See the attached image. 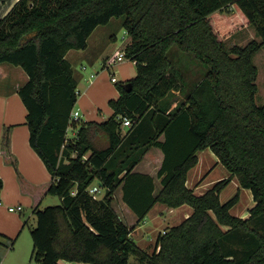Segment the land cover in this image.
Returning <instances> with one entry per match:
<instances>
[{
  "label": "trees",
  "instance_id": "trees-1",
  "mask_svg": "<svg viewBox=\"0 0 264 264\" xmlns=\"http://www.w3.org/2000/svg\"><path fill=\"white\" fill-rule=\"evenodd\" d=\"M116 17L128 36L114 56L123 51L136 62L132 90L120 85V97L110 101L114 114L105 122H71L79 80L66 55L87 49L93 31ZM236 18L242 20L238 28L254 26L261 41L227 49L230 33L223 28ZM262 47L264 0H18L0 18V64L21 66L29 76L19 89L29 141L52 175L47 182L28 181L11 148L12 127L4 128L1 154L33 199L31 259L129 264L135 255L142 264H264V234L252 226L264 224V105L256 102L254 62ZM124 117L132 125L123 136ZM70 125H80L73 139L67 137ZM98 131L107 137L106 147L93 143ZM151 147L165 155L157 195L152 176L133 172ZM207 148L239 177L241 188L251 190L256 204L248 218L231 212L239 192L221 201L231 176L203 194L187 185L198 152ZM94 182L106 189L101 199L89 190ZM121 185L139 219L157 202L188 204L193 213L161 233L148 254L132 238L136 226L113 207ZM2 187L0 177V192ZM49 194L61 203L42 208Z\"/></svg>",
  "mask_w": 264,
  "mask_h": 264
},
{
  "label": "crops",
  "instance_id": "crops-1",
  "mask_svg": "<svg viewBox=\"0 0 264 264\" xmlns=\"http://www.w3.org/2000/svg\"><path fill=\"white\" fill-rule=\"evenodd\" d=\"M18 0H0V18L4 17L7 15L10 10L13 8V6L17 3ZM99 27V26H98ZM98 27L93 31V33L90 35L88 39V47L87 49H84L82 52H77L74 51V49L70 50L66 57L68 58L69 55H80V57L86 58L89 62L95 64V62L99 61L101 65V69H108L110 68H105V64L109 63L111 59H109L111 56H114V54L117 52L116 47H113L112 41L116 42L117 40V35L112 34L111 37L107 36L105 34L103 36V41L100 40L99 36L96 33ZM95 35V36H94ZM128 60H131L127 58ZM69 60V59H68ZM70 61V60H69ZM125 61V60H124ZM119 62L117 65H120V67L115 71L111 72L117 73L119 72L124 79L130 78L128 81H130L133 77L137 75V66L136 69L133 68V66L129 63V71L128 73L126 72V68H124L125 62ZM133 61V60H132ZM136 65V62L133 61ZM116 65V66H117ZM84 64L81 66L83 67ZM113 67V66H112ZM136 70V71H134ZM135 74V75H134ZM99 75V71H97V75L94 77H91L89 80V87L87 86L85 91L81 93L79 90V95L80 98L78 97V106L77 109L82 110L83 114L82 116H86L88 119L85 121H91V122H97V123H102L105 122L107 119H109L113 114H114V109L111 107L109 109L107 105L105 104V101L109 100L108 103L110 105V101L112 99H117L120 97V94L116 92L114 87L110 86V91L109 93L104 97L103 100H91L89 97V93L91 94L93 89L92 87L96 84L93 81L97 80V77ZM132 76V77H131ZM99 78V77H98ZM80 79V76H79ZM78 79V80H79ZM29 80V76L27 72L21 67L14 65L9 62H3L0 64V177L3 180V187L0 192V264H25V255L22 256L23 259L20 260H15L13 257L15 256V253L17 252V249H15V243L13 240H15V237L17 236L21 226L23 227L24 222L22 220V217L20 214H23L21 211H25L24 203L29 204L30 207L32 208L33 212V199L32 196L28 193H24L20 187V183L18 182L17 179V171L16 168L7 163L4 160V157L1 154V141H2V134L4 131V128L11 126L12 127V137H11V148L14 154H16L18 158V169L19 171L24 175V177L32 182V183H43L50 181L52 178V175L48 168L46 167L44 161L40 157V155L33 149V147L30 145V130L27 124V108L22 100L20 94H19V89ZM111 80V78H110ZM128 81H121V79H118V82L115 83L117 84V87L125 84ZM94 84H93V83ZM112 82V81H111ZM114 83V82H113ZM121 83V84H119ZM79 84V83H78ZM93 84V86H91ZM91 87V88H90ZM95 91L97 89L96 86H94ZM89 90V91H88ZM119 91L121 93L120 87ZM177 95H180L179 92H177ZM181 96V95H180ZM94 104H96L101 111L102 114H108L106 118H100L99 115L97 114V111L94 107ZM177 105L176 102L173 103L172 108H174ZM79 110V111H80ZM106 110V113H105ZM109 112V113H107ZM82 113V112H81ZM103 115V116H104ZM126 126L122 125V134L123 136L126 134L127 129L125 128ZM77 133V132H76ZM75 133V134H76ZM102 136L103 139L105 138L108 144L107 137L105 134L101 132H96L95 135H93V140L94 141V136L96 137ZM69 138V137H68ZM161 140L164 139V136L162 135L160 137ZM94 143V142H93ZM95 144V143H94ZM153 149H155V156L156 158H153L154 152H151ZM212 153L215 155V153L212 151ZM216 156V155H215ZM164 152L159 148V147H151L140 159V161L136 164V166L133 169V172H138L142 174H148L154 178L155 182V191L154 194L157 195L163 188L162 183H161V178L158 177V171L161 168L163 161H164ZM217 157V156H216ZM152 160L150 163L147 165H150V168L147 170L141 169L143 166V162L145 163L146 160ZM218 162L219 158L217 157ZM149 162V161H148ZM221 163V162H220ZM154 166V168H153ZM197 166V165H196ZM196 166H194L192 169H194ZM153 168V169H152ZM192 169L189 171L188 175L192 171ZM232 179H234V175H230ZM195 180H192V183H189V179H187V185L194 189L196 194H203L207 189L210 187L206 188L203 186V180L204 178L199 179V177L195 176ZM247 189V188H243ZM250 190V189H248ZM251 191V190H250ZM120 192V199H121V204H122V210L124 212L125 216H121V218L124 220V222L131 227L132 225L141 222L143 219H139L138 215L130 208V206L124 201L123 199V190H122V185L116 190L115 195ZM100 197L102 198L105 193L106 189L101 188L98 192ZM114 195V198H115ZM253 196V195H252ZM47 197V195L43 198L42 202L44 199ZM254 201V200H253ZM41 202V205H42ZM114 202V201H113ZM254 201V205H255ZM21 205L22 209L17 211V210H10L11 207H17ZM159 205V206H158ZM252 205L251 208L254 206ZM156 206L158 209L160 207L165 208L164 211H156V215H154V218L152 219L153 221L158 220L157 216L163 217L162 220L164 221H171L176 219V217L173 219L171 218V214L175 215L177 212L179 213V209L183 208V214L179 215L178 214V220L176 223L172 224L171 226H167V230L170 229L173 226H177L181 224L185 219H187L191 214L193 213V208L188 205L184 204L182 206H179L177 208H169L166 205L162 203H155L153 207ZM152 207V208H153ZM150 209V211L152 210ZM149 211V212H150ZM30 213V215L32 214ZM148 212V213H149ZM147 213V214H148ZM29 215V216H30ZM147 216V215H146ZM146 216L144 218H146ZM240 216V215H239ZM241 217L243 218H248L249 215L243 214ZM129 219V220H128ZM131 220V221H130ZM177 220V219H176ZM23 222V224H22ZM140 226L136 229L138 230ZM224 229H227V227L224 226ZM164 229H162L163 231ZM161 231V232H162ZM160 233V231H159ZM161 234V233H160ZM157 239L158 236L154 239L155 242V248L157 245ZM136 242V241H135ZM14 244V246H13ZM17 244V240H16ZM138 245V244H137ZM141 248V247H140ZM12 254V258H10V255ZM18 254H20L18 252ZM14 255V256H13ZM59 264H94V263H86V262H77V261H69L66 259H61L59 260Z\"/></svg>",
  "mask_w": 264,
  "mask_h": 264
},
{
  "label": "rangeland",
  "instance_id": "rangeland-1",
  "mask_svg": "<svg viewBox=\"0 0 264 264\" xmlns=\"http://www.w3.org/2000/svg\"><path fill=\"white\" fill-rule=\"evenodd\" d=\"M241 21L242 20L240 18H236L233 21V23L230 25V27L223 28L225 32L230 33L225 39L227 49H231L235 45L245 46L251 40H254V39L261 41V37L257 35L256 29L254 26L247 24L241 28L240 27L238 28ZM121 24H122V18H117V17L113 18L111 22L108 23L107 25H100L95 34L99 36L101 41H103V36L107 33H108L107 36H110V37L113 33L116 34L117 40L116 42L112 41V44H113V47H116V49L118 50L121 48V46L123 45L124 41L126 40L128 36L125 29L121 26ZM74 51L82 52L84 50L74 49ZM67 59H69L70 62L72 63L77 79H79V76H80L79 84H78V91L80 90L81 93H83L86 87L89 85V82L87 80L91 78L90 77L91 74L99 71V75H98L99 78L97 77V80L93 81L94 83L96 82L94 86H96L97 89L93 91L95 87L93 86L94 83L92 82L93 84H91V86H93L92 87L93 89H91L92 92L91 94L89 93L88 98H90L91 100H94V99L103 100L104 97L109 93L110 86L111 87L113 86L116 92L121 95L119 91L120 86L117 87V84L111 82L110 80L111 72H113L114 70L116 71L120 67V65L113 66L110 68V70H108V69H101V65L99 61L93 64L89 62L86 58L80 57V55L72 54V55H69ZM124 62L126 64L124 65V68H126L127 73L130 70L128 67L129 63L133 66V68L136 69V65L132 60L126 59ZM254 62L259 69L258 78L256 80V83L258 85V92L256 94V102L259 105H264V47H262L258 51V53H256V55L254 56ZM83 64L86 67V69H82L81 66ZM184 67L186 69H190L191 68L190 62H186ZM116 76L118 77L119 80L121 79V81H128L130 79V78L124 79L123 77H121L122 75L119 72L116 73ZM78 97L80 98V95H78ZM108 101L109 100L105 101V104L107 105L109 109H111L112 106L109 105ZM78 103L79 102L77 101L75 105V109H77L78 106L80 107ZM94 107L97 111V114L99 115V119L107 117L108 114H105V115L102 114L101 113L102 110L100 111L96 104H94ZM80 112H82L83 114L82 110H80ZM105 113H106V110H105ZM148 118L149 116H147V119ZM87 119L88 118L86 116L84 115L82 116V120H87ZM79 128H80V125L69 128L67 131V137L73 139L76 135L75 133L79 130ZM125 128L128 129V127H125ZM93 134L95 135L96 133L94 132ZM93 142L95 143V146L100 147V148L107 146V141L105 138L103 139L102 136L100 137H98L97 135L96 137L94 136ZM151 152H154L153 158L155 159L156 158L155 149H153ZM198 157H199V161H198L197 166L194 169H192V171L188 175L189 183H192V180H195L196 178L195 176L199 177V179L204 178L206 176L205 179L203 180V186L208 188L214 185L216 182L232 175L230 171L222 163L218 162L217 157L212 153V150L210 148L199 151ZM116 161L118 160L116 159ZM151 161L152 160L147 159L145 163L143 162V166L141 167V169L143 170L149 169L150 165H147V164L150 163ZM234 176H235L234 179H232L229 185L222 191L220 195L221 201L226 202L229 199H231L237 192H239V201L231 209V212L234 215H237V216L240 215V217L243 214L250 216L249 210L251 209V206L254 205L252 192L248 189L241 188L239 177L237 175H234ZM97 185L98 183L94 182L92 187L97 186ZM100 195L101 194H99L98 192L95 194L96 197H100ZM119 195H120V192L115 195L113 207L115 208V210L120 216L123 215L126 217V215L124 214L122 210L123 207H122L121 199ZM60 203H61V199L59 196L49 194L42 202L41 207L45 208V207H48L51 205H57ZM23 205L25 207V211H21L22 213L23 212L24 213L20 215L22 217L23 222L27 221V224L23 227L21 226L17 236L15 237V240H13L15 243V249H17V252L15 253V256L13 255L14 256L13 258L17 261L18 260L21 261V259L23 258L20 255L23 254V256L25 255V260H24L26 261L25 264H37L34 260L31 259V254L33 250V239L31 235V228L35 225L36 219L33 214L30 215V213L32 212V208L30 207V205L25 204V203ZM182 209L183 208H181V210L179 209V213L177 212L175 215L173 214L170 215L171 218L173 217L174 219L176 217L177 220L174 219L171 221H164L162 220L163 217L157 216L158 220L153 221L152 219L154 218V215H156V211L158 212V210L159 211L165 210V208L163 207H160L158 209V207L154 206L152 210L147 214L146 218H143L141 222L136 223L131 226V227L136 226L132 233V238L136 241L138 246L141 247L145 252H147L148 254L153 253L155 250V242H156L154 239L157 236H159L160 233H164L165 231H167V228H166L167 226H171L177 221H180L178 219H180L181 217L178 218L177 216L178 214L179 215L183 214ZM258 225L257 223H252L253 227L257 228L264 234V224L262 226L261 225L258 226ZM139 226L140 228L136 230ZM162 229L164 230L162 231ZM16 240H17V244H16ZM18 252L20 254H18ZM10 258H12V254L10 255ZM140 261L141 259L139 256L131 255L129 264H142Z\"/></svg>",
  "mask_w": 264,
  "mask_h": 264
},
{
  "label": "built area",
  "instance_id": "built-area-1",
  "mask_svg": "<svg viewBox=\"0 0 264 264\" xmlns=\"http://www.w3.org/2000/svg\"><path fill=\"white\" fill-rule=\"evenodd\" d=\"M126 59H127V56L125 55V52H123V51L118 52V53H117V54L111 59V61H110L107 65L105 64V68H111L112 66H116L119 62H122V61H124V60H126ZM82 69H86V67L83 66ZM95 75H97V72H96V73H92V74H91V77H94ZM111 81L114 82V83H117V82H118V77L116 76L115 73H113V74L111 73ZM80 120H82V113H81L78 109H74V110L72 111V113H71L70 121H71V122H78V121H80ZM122 125H123V126H126V127H130V126L132 125V122H131V120H130L128 117H124L123 122H122ZM71 127H72V125H70V126L68 127V129L71 128ZM89 190H90V192H91L92 194L95 195L97 192H99L100 188H99V186L97 185V186H93V187H91ZM73 193H75V191H74ZM21 209H22V206H21V205H19V206H17V207H11V208H10V210H12V211H14V210L19 211V210H21ZM165 232H166V231H165ZM165 232H164V233H165Z\"/></svg>",
  "mask_w": 264,
  "mask_h": 264
},
{
  "label": "water",
  "instance_id": "water-1",
  "mask_svg": "<svg viewBox=\"0 0 264 264\" xmlns=\"http://www.w3.org/2000/svg\"><path fill=\"white\" fill-rule=\"evenodd\" d=\"M124 87L126 91H131L132 90V82L128 81L124 84Z\"/></svg>",
  "mask_w": 264,
  "mask_h": 264
}]
</instances>
